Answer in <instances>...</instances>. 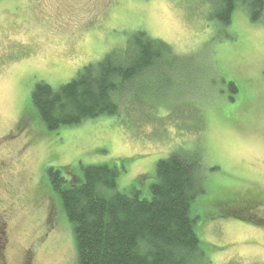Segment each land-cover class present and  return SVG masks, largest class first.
I'll return each instance as SVG.
<instances>
[{"label": "rangeland", "instance_id": "374dc122", "mask_svg": "<svg viewBox=\"0 0 264 264\" xmlns=\"http://www.w3.org/2000/svg\"><path fill=\"white\" fill-rule=\"evenodd\" d=\"M217 1L0 0V217L9 219L11 264L27 250L34 264H78L72 225L42 190L49 167L108 164L120 170L119 192L137 185L149 198L157 163L181 150L204 168L194 209L217 248L212 264H264V227L219 217L226 198L259 194L250 215L264 219V18L253 22L241 6L225 28L213 18ZM138 30L182 58L143 77L141 102L125 96L120 115L58 132L38 118L24 127L38 83H70Z\"/></svg>", "mask_w": 264, "mask_h": 264}, {"label": "trees", "instance_id": "16d2710c", "mask_svg": "<svg viewBox=\"0 0 264 264\" xmlns=\"http://www.w3.org/2000/svg\"><path fill=\"white\" fill-rule=\"evenodd\" d=\"M241 6L249 9L253 22L264 18V0H218L213 18L228 28ZM119 48L83 67L70 83L58 88L38 83L30 96L31 108L20 119L24 127L38 118L53 133L120 115L123 97L141 102L137 87L144 76L160 69L159 62L172 67L182 61L170 45L142 30L135 32L125 49ZM228 87L233 95L239 93L234 82ZM78 168L49 167L48 182L41 186L45 194L57 198L72 225L78 264H212L208 253L215 247L201 237L200 210L194 209L197 197L205 193L206 180L197 155L181 150L160 160L149 198L137 185L132 193L119 192L117 167ZM261 204L259 194L228 197L221 203L219 217L264 227L263 218L250 215ZM243 208L249 213L236 210Z\"/></svg>", "mask_w": 264, "mask_h": 264}, {"label": "flooded vegetation", "instance_id": "af4514ba", "mask_svg": "<svg viewBox=\"0 0 264 264\" xmlns=\"http://www.w3.org/2000/svg\"><path fill=\"white\" fill-rule=\"evenodd\" d=\"M239 210L238 212L247 214L245 208L243 209H236ZM4 218V219H3ZM0 217V264H11L9 260V250L11 247V238H10V231H9V219H7V215L5 217ZM8 220V221H7ZM31 250H27L26 254L23 258V261L20 264H34L36 259V252L30 253Z\"/></svg>", "mask_w": 264, "mask_h": 264}]
</instances>
